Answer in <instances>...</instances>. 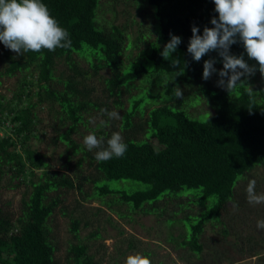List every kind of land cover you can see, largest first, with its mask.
Segmentation results:
<instances>
[{
  "label": "trees",
  "instance_id": "obj_1",
  "mask_svg": "<svg viewBox=\"0 0 264 264\" xmlns=\"http://www.w3.org/2000/svg\"><path fill=\"white\" fill-rule=\"evenodd\" d=\"M101 1L43 0L70 33L69 49L17 56L0 43V86L6 78L17 77L10 98L0 92V132L4 130L0 134V264H57L50 219L61 208L70 219V232L79 234L81 218L62 205L66 201L62 193L73 190L84 198L79 204L100 201L121 218L128 214L120 205L145 214L158 210L162 214L166 207L158 203L163 200L167 205L173 198L184 199L179 202L182 210L199 206L200 213L168 222H181L184 229L178 239L170 234V240L200 255L207 223H225L229 202L243 209L241 182L252 169L264 166V85L252 89L239 84L230 91L211 85L194 88L209 54L196 62L187 52L191 28L197 26L202 34L205 26L213 27L211 19L218 18L213 0H146L156 11L153 14L147 7L145 15L150 18L152 13L158 19L164 38L169 39L170 33L181 37L178 49L183 57L178 58V67L162 58L163 50L154 42H144L145 47L134 53L141 35L132 40L129 52L126 31L116 25L102 28L97 20ZM230 51L247 55L242 43L232 45ZM188 84L191 89L176 98L175 87ZM149 99L155 103L144 107ZM200 101L211 107L202 114L205 117L188 109ZM104 109L117 111L120 119H109ZM44 111L53 118L46 128L42 127ZM87 132L103 138L105 147L119 132L128 150L122 158L98 162V150L89 151L83 143ZM33 139L54 149L64 147L58 169L32 145ZM6 175L14 186H25L18 212L1 200ZM124 180L147 186L133 189L110 183ZM256 214L255 222L264 219V205ZM102 229L89 236H102ZM261 238L264 234L247 238L254 243V255L260 253L256 246ZM67 257L69 264H100L88 242L70 244Z\"/></svg>",
  "mask_w": 264,
  "mask_h": 264
},
{
  "label": "rangeland",
  "instance_id": "obj_2",
  "mask_svg": "<svg viewBox=\"0 0 264 264\" xmlns=\"http://www.w3.org/2000/svg\"><path fill=\"white\" fill-rule=\"evenodd\" d=\"M140 1L141 0H102L99 3V9H97V20L100 22L102 28L116 25L125 30L131 41L127 47L129 52L133 42L132 40L137 39L140 35L143 36V39L140 42V48H137L134 53L145 47L143 44L144 42H154L156 47L163 50L164 45L170 38H164L160 23L153 15L156 8L151 7L146 0V4L143 6L139 3ZM145 1H142V3ZM147 7L153 11V14L150 13V18L145 15V8ZM153 21H155V23ZM142 29L145 31H141ZM243 56L250 65L252 60H250L247 55ZM172 57L174 59L182 58L183 52L177 49V51L172 54ZM77 58L82 61L83 65L87 66V62L84 59L80 56ZM210 58H215L217 60L214 67L218 70L222 69L223 64L217 52H210L207 60ZM123 59H125V56ZM148 65L150 66V70H152L151 63ZM104 73H107V71H104ZM169 75L170 77L172 76V74ZM202 75L203 71L201 72L198 83L194 85L195 89L202 85H211L215 88H221L217 83L219 80L217 74H213L207 81L202 79ZM95 80L97 81V79ZM244 85L256 89L264 85V76H262L257 69L254 75L245 80ZM190 86L191 84L180 87L183 94L191 89L189 88ZM16 88L17 77L6 78L4 83L0 86V92L2 91L3 94L10 98ZM133 91L136 94L139 92L137 89H133ZM199 100L200 99L197 101L199 102ZM152 103L155 102L149 99L144 103V107ZM188 109L195 115H202L205 114L204 111L211 110V107L208 103L202 101L201 104L191 106ZM42 116L44 117L42 127L46 128L48 124L51 125L53 123V118L48 116L47 111H44ZM205 116L206 115H202L201 117ZM98 118L100 117L98 116ZM82 130H84V128H82ZM50 133L51 131L48 130L47 136L50 135ZM0 134L3 135L4 130H1ZM88 134H90V132L86 133V135ZM31 142L34 147L40 149L41 153L47 155L46 158L51 160L55 169L60 167L59 159L64 147L60 146L54 149L53 146H47L46 142L38 143L35 139ZM248 174L247 180L241 182L238 190L239 194L242 193L240 201L243 205V209H241L242 206L235 207L234 202H229L224 213V221L226 224L216 222L215 220L207 223L201 237V242L204 244L205 249L200 255H195L187 247L178 246L175 241L172 242L170 240V234H173L175 238L178 239L179 234L182 233L184 229L181 222L171 225L168 219L172 217L185 218L187 213H200L201 208L194 205L189 209L182 210L183 207L179 202L184 201V199L173 198L167 205H165L166 202L161 200L158 204L166 207V210L162 214H160L159 210L146 214L140 212L135 213L130 211L126 205H120L119 208L128 214L125 218H121L115 212L107 209L100 201L89 200L84 202V204H79L78 202H82L84 198L77 190L68 193L63 192L62 196L66 198V201L63 202L65 204H62L66 207H64V209L67 211H70V209L75 211L76 216L81 218L82 224L80 232L76 236L70 232V219L60 212L61 208H58L52 215L50 224L53 228L52 236L56 243L57 264H69L67 257L68 248L70 244L79 242H88L91 245V252L94 254L96 261L100 264H125L126 258L136 253H141L150 257L152 264H264V238L258 239L257 242L256 250L260 252L259 255H254V252L251 251V246L254 245V243H250L247 240L251 234L256 237L259 233L264 234L263 230L257 229V222L254 220V218L257 217L256 213L258 209L262 208L264 203L263 205L249 203L247 191H245L249 181L254 179L256 181V193L264 194V166L255 167ZM110 183L112 185L116 184L119 187L125 184L126 187H133V189L145 188L147 186L140 181L128 180L110 181ZM14 184L15 183L10 181L8 175L3 178L2 186H4V188L1 200L3 203L10 202V205L7 206H10L9 208L13 211L18 212L21 199L25 193V186L22 185L21 187H17L14 186ZM85 188L90 189V184H86ZM214 199L215 198L212 197L208 202H212ZM99 207L106 209V212L98 211L97 208ZM253 208L255 209L252 215L251 212ZM174 212L177 214L174 215ZM109 215L110 218L107 217ZM86 222L90 224L85 226L84 223ZM224 225L227 226V228H224ZM101 227H103L101 230L102 236L98 238H91L89 236L91 232ZM224 229L229 230V233L225 234Z\"/></svg>",
  "mask_w": 264,
  "mask_h": 264
},
{
  "label": "clouds",
  "instance_id": "obj_3",
  "mask_svg": "<svg viewBox=\"0 0 264 264\" xmlns=\"http://www.w3.org/2000/svg\"><path fill=\"white\" fill-rule=\"evenodd\" d=\"M213 3L218 18L213 17L210 21L213 27L205 26L202 34L197 26H192L187 52L196 62L210 52H217L223 64L222 69L214 67L217 63L215 58L205 60L202 79L207 81L217 74L218 86L230 91L239 84H245V80L257 71V65L264 76V0H213ZM169 35L170 40L160 54L164 60H171L173 67H178L180 62L172 54L177 51L182 40L179 36ZM0 43L17 56L30 51L54 52L58 48L69 49L72 46L70 33L60 25L43 0H0ZM237 43H242L247 57L254 60L255 65H249L243 54L236 56L231 53V46ZM174 94L178 99L183 98L179 86L175 87ZM102 111L109 119H120L115 110ZM83 143L89 151L98 150L95 155L98 162L122 158L128 150L119 132L111 135L107 147L104 146L103 138H98L95 133L86 135ZM255 186L256 181L250 180L246 189L248 202L264 203V194H257ZM256 226L258 230H264V219L258 220ZM125 264H152V261L150 257L136 253L129 255Z\"/></svg>",
  "mask_w": 264,
  "mask_h": 264
}]
</instances>
